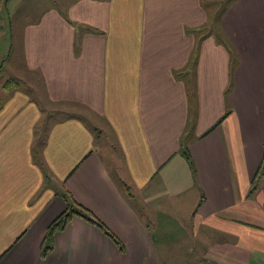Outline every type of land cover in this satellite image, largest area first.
Masks as SVG:
<instances>
[{
    "label": "crops",
    "instance_id": "1",
    "mask_svg": "<svg viewBox=\"0 0 264 264\" xmlns=\"http://www.w3.org/2000/svg\"><path fill=\"white\" fill-rule=\"evenodd\" d=\"M48 2L0 85V264H264V0ZM68 210L110 237L41 253Z\"/></svg>",
    "mask_w": 264,
    "mask_h": 264
},
{
    "label": "rangeland",
    "instance_id": "2",
    "mask_svg": "<svg viewBox=\"0 0 264 264\" xmlns=\"http://www.w3.org/2000/svg\"><path fill=\"white\" fill-rule=\"evenodd\" d=\"M47 3H49L48 0H0V85L11 78L10 72H14L21 65L20 32L23 25L38 13V7H45ZM25 77L19 81L21 86H23V82L26 84L29 81L28 79L25 80ZM30 81H32V78ZM34 85L38 86L37 83ZM8 87L11 89V83L8 84ZM53 109L66 114L68 112L70 114L79 113V107L72 105L58 104ZM98 126L102 129L101 124H98ZM103 132L107 144L113 145L108 131L106 132L105 130ZM99 142L102 141L99 139ZM134 201H132L133 204H135ZM191 203L192 194L185 195L180 202L182 208L178 216L179 214L182 216L184 212L192 211L193 206ZM184 258L187 259L185 264H194L192 259H188V256ZM184 258L181 257L182 262H184Z\"/></svg>",
    "mask_w": 264,
    "mask_h": 264
},
{
    "label": "trees",
    "instance_id": "3",
    "mask_svg": "<svg viewBox=\"0 0 264 264\" xmlns=\"http://www.w3.org/2000/svg\"><path fill=\"white\" fill-rule=\"evenodd\" d=\"M10 82H7V84H9ZM11 85H13V83H11ZM9 89V87H8ZM184 155L187 157V153L186 151H184ZM263 165H264V160L263 162L260 164V167H259V171L261 172L262 168H263ZM125 191L126 188H125ZM250 193V192H249ZM82 211L80 210H68L66 212H63L62 214H60L47 228L46 230V234H45V237H44V240H43V247H42V252L41 253H45L47 251V249L49 248V240L51 238V235L54 233V231L56 230H60L65 224H67V222L73 217V216H77V217H80V218H83L85 220H87L89 223H92L94 224L95 226H97L99 229H101L106 235L107 232L105 231V229L103 228L102 225H100L99 223L91 220L90 218L82 215L81 213ZM109 236V235H108ZM110 237V236H109Z\"/></svg>",
    "mask_w": 264,
    "mask_h": 264
}]
</instances>
